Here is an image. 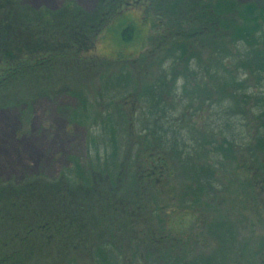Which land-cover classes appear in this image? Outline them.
I'll list each match as a JSON object with an SVG mask.
<instances>
[{
    "label": "trees",
    "instance_id": "trees-1",
    "mask_svg": "<svg viewBox=\"0 0 264 264\" xmlns=\"http://www.w3.org/2000/svg\"><path fill=\"white\" fill-rule=\"evenodd\" d=\"M129 10L155 35L144 64L96 57L100 34ZM133 37L123 28L122 42ZM64 96L75 100L69 124L89 131L85 160L71 156L52 178L0 180V264L50 252L58 264H232L247 255L245 243L227 247L232 222L204 214L238 171L255 194L264 189V0H95L90 11L71 0L55 10L0 0V108L28 117L38 99ZM196 234L218 252L200 258Z\"/></svg>",
    "mask_w": 264,
    "mask_h": 264
},
{
    "label": "rangeland",
    "instance_id": "rangeland-1",
    "mask_svg": "<svg viewBox=\"0 0 264 264\" xmlns=\"http://www.w3.org/2000/svg\"><path fill=\"white\" fill-rule=\"evenodd\" d=\"M63 1L23 0V3L32 8L46 7L50 10H55ZM71 1L88 11L93 8L95 3V0ZM242 1L246 2L249 0ZM127 26L133 28L134 37L129 43H124L120 39V34L123 28ZM154 36V33L143 23L141 12L129 10L112 19L105 27L98 37L93 54L107 61L114 60L120 54L128 57L129 61H142L140 63L143 65L144 61L140 58L151 49L150 44H152L151 40ZM237 51H242V49H237ZM161 56L160 54L158 55V57ZM200 61L201 65L207 64L205 54ZM149 62H153L157 69L156 63L159 62L158 58L155 60L150 58ZM167 63L168 61L164 65ZM194 65L193 61L191 66ZM155 73L156 70L149 69L148 77L146 76V80L144 79L142 82L153 78ZM95 83L96 81L94 80L86 83V87L92 85L89 90L90 93L88 94L87 92L90 100L97 87ZM248 84L250 85L249 87H252V90H255L257 85L253 76L249 78ZM119 93L115 94V99L121 94ZM74 105L75 100L70 96L59 97L55 100L40 98L32 104V113L31 116L27 114L28 117H24L25 115L21 116L23 111L21 108H0V180H19L22 177L37 174H44L52 178L66 166L71 156H77L81 160H85L89 131L85 127L69 124V115L65 110ZM213 113L214 110L211 111L209 108L203 109L199 115L202 118L201 121L205 122L207 121L206 119L210 121ZM220 113H223L222 110ZM242 154L245 160L247 155L245 153ZM244 173L242 174V172L238 171V174L241 175H238L236 182H227L220 188V191L214 195V203L210 205V209H207L204 215L212 222L225 218L236 226L235 239L228 240V248H236L240 252L244 249V243L246 249L249 248V252H247L244 258L239 259L240 257L236 256L232 260V264H261L257 255L264 254V245L260 247V250L255 245L256 239H261L264 244V189L259 190L260 192L255 194V189H252L249 186V182L245 181L246 177ZM254 195L258 196L254 198L256 201H250ZM256 202L258 205L255 204ZM175 211L177 210L174 209V214ZM170 217L171 220L177 218L172 213H170ZM178 217H180L179 214ZM198 217L203 219L201 215ZM208 218L207 220H209ZM184 222L187 225H192L191 219H187ZM218 222L222 223L220 220ZM175 224H177V221L169 222V225L174 226ZM221 232L222 234H217L220 237L225 236L223 231ZM196 235H200L198 240L203 243V245L197 246V253H204V256L200 258H207L211 253L218 252L216 251L218 250L216 242L212 240L208 242L207 240L209 239H206V235ZM205 243L207 245H204ZM44 258L46 259L42 258L39 261L28 264H58L54 260L52 252L48 253ZM228 264H231V257L228 260Z\"/></svg>",
    "mask_w": 264,
    "mask_h": 264
}]
</instances>
